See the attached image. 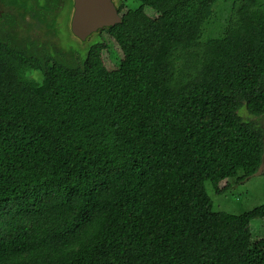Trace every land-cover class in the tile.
<instances>
[{
	"label": "trees",
	"instance_id": "16d2710c",
	"mask_svg": "<svg viewBox=\"0 0 264 264\" xmlns=\"http://www.w3.org/2000/svg\"><path fill=\"white\" fill-rule=\"evenodd\" d=\"M117 7L80 49L74 0H0V264H264V204L208 189L264 167V0Z\"/></svg>",
	"mask_w": 264,
	"mask_h": 264
},
{
	"label": "rangeland",
	"instance_id": "374dc122",
	"mask_svg": "<svg viewBox=\"0 0 264 264\" xmlns=\"http://www.w3.org/2000/svg\"><path fill=\"white\" fill-rule=\"evenodd\" d=\"M116 5H118V0H114ZM231 5L224 2H218L213 10V15L211 19L207 21L208 31H218L226 27L230 14ZM73 16V13L71 14ZM69 15L66 13L62 14L61 23V42L64 45H75L80 49L84 48L90 42L95 41L97 35L92 34L86 40H80L71 31L70 22H68ZM71 24V23H70ZM105 41L107 43V49L104 50L103 56L107 62L109 68L116 66L115 61L121 58L117 44L109 39L105 34ZM231 187L224 193L217 194L214 190H211L209 186V191L212 194L214 200V211L217 212H229L232 214H241L253 210L254 208L264 204V167L255 176L250 179L239 180L234 178L230 181ZM226 181L221 184L225 186ZM253 231L256 236L264 235V226L259 221H254L252 223Z\"/></svg>",
	"mask_w": 264,
	"mask_h": 264
},
{
	"label": "water",
	"instance_id": "95a60500",
	"mask_svg": "<svg viewBox=\"0 0 264 264\" xmlns=\"http://www.w3.org/2000/svg\"><path fill=\"white\" fill-rule=\"evenodd\" d=\"M122 21L114 0H74L71 30L81 40Z\"/></svg>",
	"mask_w": 264,
	"mask_h": 264
}]
</instances>
